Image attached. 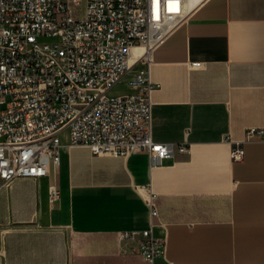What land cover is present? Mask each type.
Masks as SVG:
<instances>
[{"label":"crops","instance_id":"0c3cea01","mask_svg":"<svg viewBox=\"0 0 264 264\" xmlns=\"http://www.w3.org/2000/svg\"><path fill=\"white\" fill-rule=\"evenodd\" d=\"M150 57L151 138L190 152L152 166L144 151L68 146L63 131L46 176L0 188V264H146L116 233L148 229L162 242L153 264H264V140L229 157L231 140L264 128V0H202Z\"/></svg>","mask_w":264,"mask_h":264},{"label":"built area","instance_id":"2783aa9c","mask_svg":"<svg viewBox=\"0 0 264 264\" xmlns=\"http://www.w3.org/2000/svg\"><path fill=\"white\" fill-rule=\"evenodd\" d=\"M188 4L0 0V188L15 178L46 176L59 162L63 131L68 146L114 157L144 151L152 166L175 152L189 153L187 141L152 140L157 84L150 76V51L186 18ZM134 45L147 53L137 60L141 66L127 83L129 91L112 93L129 70ZM252 138L264 140V128H249L242 140H231V161L243 159L244 142ZM141 190L151 216H157V195L149 186ZM48 196L57 199L55 183ZM116 238L122 252L137 254L146 264L161 254L162 242L150 229L118 231Z\"/></svg>","mask_w":264,"mask_h":264},{"label":"bare ground","instance_id":"6f19581e","mask_svg":"<svg viewBox=\"0 0 264 264\" xmlns=\"http://www.w3.org/2000/svg\"><path fill=\"white\" fill-rule=\"evenodd\" d=\"M199 0H189L188 10L192 9ZM147 53V49L144 48L142 45H134L131 48L130 55H129V69L130 67L135 64L139 57Z\"/></svg>","mask_w":264,"mask_h":264},{"label":"rangeland","instance_id":"374dc122","mask_svg":"<svg viewBox=\"0 0 264 264\" xmlns=\"http://www.w3.org/2000/svg\"><path fill=\"white\" fill-rule=\"evenodd\" d=\"M141 66V62H137L135 66L125 74V76L122 78L121 83L115 85L112 89V93H125L129 90V86L127 85L128 81L131 79L133 74L136 72V70Z\"/></svg>","mask_w":264,"mask_h":264}]
</instances>
